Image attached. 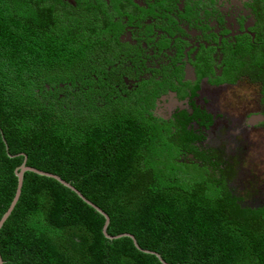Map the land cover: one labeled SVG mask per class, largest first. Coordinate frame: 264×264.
<instances>
[{
  "label": "trees",
  "instance_id": "trees-1",
  "mask_svg": "<svg viewBox=\"0 0 264 264\" xmlns=\"http://www.w3.org/2000/svg\"><path fill=\"white\" fill-rule=\"evenodd\" d=\"M66 12L56 0H0V217L24 159L8 154L24 153L26 165L59 174L108 214L107 233L130 232L167 263L264 264V203L230 197L184 125L171 131L143 105L103 102V85L75 87L95 32L82 29L88 16ZM24 177L0 227L3 264H163L130 236L107 238L104 216L58 179Z\"/></svg>",
  "mask_w": 264,
  "mask_h": 264
},
{
  "label": "flooded vegetation",
  "instance_id": "flooded-vegetation-1",
  "mask_svg": "<svg viewBox=\"0 0 264 264\" xmlns=\"http://www.w3.org/2000/svg\"><path fill=\"white\" fill-rule=\"evenodd\" d=\"M56 2L64 9L84 6L85 13L77 15L82 23L91 16L82 29L95 32V44L88 46L85 62L78 61L73 79L81 91H103V85V102L143 105L171 131L184 125L200 155H209L218 166L221 125L231 136L242 130L264 134V15L256 0ZM94 51L95 57L88 58ZM80 79L95 86L81 85ZM247 82L260 84L261 109L240 118L228 112L244 101L239 91ZM205 142L209 146L202 148Z\"/></svg>",
  "mask_w": 264,
  "mask_h": 264
},
{
  "label": "rangeland",
  "instance_id": "rangeland-1",
  "mask_svg": "<svg viewBox=\"0 0 264 264\" xmlns=\"http://www.w3.org/2000/svg\"><path fill=\"white\" fill-rule=\"evenodd\" d=\"M256 1L258 2V0ZM65 10L68 11L66 15L71 14L75 16L78 21L80 19L77 15L85 13V7L81 4L74 5L67 9L65 8ZM90 18L91 16H88V22L86 23L90 22ZM238 70L239 69H237V71ZM239 92L244 101L234 106V110L229 111V109L225 108L224 111H229L228 113L233 114L237 113V116L240 117L241 114L244 116L247 115L251 110L261 109L259 103H262V94L258 82L245 83L242 86V90ZM248 99H250V104L247 106L245 104L248 102ZM164 108L165 106H163V109ZM165 113H167V111H164V114ZM224 119L227 120L229 117H224ZM241 123L242 121H239L237 124L239 128L242 127ZM190 127L193 128V123L190 124ZM227 132L228 127L221 125L216 134V143L220 144V151H218L222 157L221 164H219V166L218 164L216 165V171L223 176V179H225V182L228 184L230 197L237 200L239 205L249 208L260 206L264 203V134L254 135L247 132V130H242L237 133V135L231 136L228 135ZM224 135H226L225 141L223 140ZM256 139H259V142H257L258 140ZM229 140H231L230 142L238 143L237 146H230L228 143ZM200 146L202 148H207L209 145L208 142H205L201 143ZM183 158L189 160L191 156L190 154H185ZM211 171L215 172L213 169Z\"/></svg>",
  "mask_w": 264,
  "mask_h": 264
},
{
  "label": "water",
  "instance_id": "water-1",
  "mask_svg": "<svg viewBox=\"0 0 264 264\" xmlns=\"http://www.w3.org/2000/svg\"><path fill=\"white\" fill-rule=\"evenodd\" d=\"M6 149H8V145L6 143ZM8 152V151H7ZM10 157H15V156H19V155H23L24 159L22 161V163L17 166L14 170V174L16 177H18V186H16V190H15V194L13 196V199L10 203V205L8 206V208L3 212V214L1 215L0 217V227L2 226L3 222L6 220V218L9 217V215L11 214L12 210L14 209L18 199H19V196H20V193H21V189H22V186L24 185V180H25V177H24V173L27 172V171H31V172H37L38 174H41V175H45V176H51V177H54L56 179H58L59 181H61L63 184H65L66 186H68L69 188H71L72 190H74L78 195L79 197L85 202L87 203L88 205H90L91 207H93L97 212H99L102 216H104L105 218V222L102 226V232L103 234L108 238H114V237H119V236H130L132 239H133V242L135 245H137L139 248L145 250V251H150V249H146V248H143L141 247L135 236L130 233V232H122V233H118V234H110V233H107V226H108V223L110 221V218H109V215L106 214L101 208H99L97 205H95L94 203H92L90 200H88L87 198H85L83 196V194L79 191L78 188H76V186L66 180L65 178H63L62 176H60L59 174L57 173H53V172H50V171H46V170H43V169H40V168H37V167H32V166H28L26 165V155L24 153H18V154H8ZM150 253L152 254H156L158 256V258L160 259V261L163 263V264H170V263H167L164 261L163 257L161 254L155 252V251H150ZM2 254L0 252V264H3L4 262V259L2 258Z\"/></svg>",
  "mask_w": 264,
  "mask_h": 264
}]
</instances>
